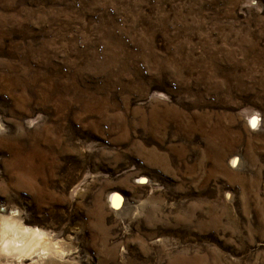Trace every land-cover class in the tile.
<instances>
[{"label":"rangeland","instance_id":"rangeland-1","mask_svg":"<svg viewBox=\"0 0 264 264\" xmlns=\"http://www.w3.org/2000/svg\"><path fill=\"white\" fill-rule=\"evenodd\" d=\"M0 264H264V0H0Z\"/></svg>","mask_w":264,"mask_h":264},{"label":"bare ground","instance_id":"bare-ground-1","mask_svg":"<svg viewBox=\"0 0 264 264\" xmlns=\"http://www.w3.org/2000/svg\"><path fill=\"white\" fill-rule=\"evenodd\" d=\"M238 162H239V159H238L237 156H235V157H233V158L231 159V164H232V165H236ZM110 201H111L112 204H117V203H118V197H117V195H115V194L111 195V197H110ZM6 223H7V222H6ZM8 223H9V222H8ZM8 223H7V224H8ZM4 224H5V223H4ZM9 226H10V225H9ZM31 234H32V236H33V239L31 238L32 243H33V242H36V241H38L37 244H41V243H42L43 238L41 237V235H40L39 233H37L36 231H33V233H31ZM30 236H31V235H30ZM29 239H30V238H27V240H29ZM9 243H11V244L14 246V248H17V242H16V241H9ZM25 247H26V248L23 249L24 251L19 252V254L26 253V252H30L31 248H34V246H32V245H30V244H27ZM27 250H28V251H27Z\"/></svg>","mask_w":264,"mask_h":264}]
</instances>
